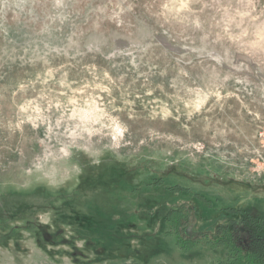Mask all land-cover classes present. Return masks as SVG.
<instances>
[{
  "label": "rangeland",
  "instance_id": "obj_1",
  "mask_svg": "<svg viewBox=\"0 0 264 264\" xmlns=\"http://www.w3.org/2000/svg\"><path fill=\"white\" fill-rule=\"evenodd\" d=\"M263 156L264 0H0V264H211Z\"/></svg>",
  "mask_w": 264,
  "mask_h": 264
},
{
  "label": "trees",
  "instance_id": "obj_2",
  "mask_svg": "<svg viewBox=\"0 0 264 264\" xmlns=\"http://www.w3.org/2000/svg\"><path fill=\"white\" fill-rule=\"evenodd\" d=\"M158 186L162 183H156ZM174 193H190L187 188L175 186L170 189ZM208 208H212L210 200L202 195L195 196ZM241 209L226 207L208 227L202 226L193 234L188 231L193 223V209L184 203L172 208L166 215L168 230L166 237H173L176 246L183 251H193L200 246H209L211 251L223 246L227 250L226 259H216L213 264H264V218L244 212Z\"/></svg>",
  "mask_w": 264,
  "mask_h": 264
},
{
  "label": "crops",
  "instance_id": "obj_3",
  "mask_svg": "<svg viewBox=\"0 0 264 264\" xmlns=\"http://www.w3.org/2000/svg\"><path fill=\"white\" fill-rule=\"evenodd\" d=\"M261 188V187H260ZM260 188L258 189V190H260ZM257 192V191H256ZM259 193V195L258 194H256V196H258L259 197V199H260V201L259 202H261V204L263 205V206H261V212H259L260 213V215H257V216H260V217H263L264 218V190H260V192H258ZM256 209V211H258L260 208H255ZM162 229V228H161ZM163 230V229H162ZM153 231H156V232H158V227L157 226H154V229H153ZM206 249H210V247L209 246H204ZM209 252H212V254L214 255L213 256V258H212V260H211V264L213 263V261L215 260V259H226V257H227V250H226V248L225 247H223V246H220V247H218L216 250H214V251H211V250H209Z\"/></svg>",
  "mask_w": 264,
  "mask_h": 264
},
{
  "label": "built area",
  "instance_id": "obj_4",
  "mask_svg": "<svg viewBox=\"0 0 264 264\" xmlns=\"http://www.w3.org/2000/svg\"><path fill=\"white\" fill-rule=\"evenodd\" d=\"M262 161H263L262 163H263V169H264V156H263V158H262ZM261 168H262V167H261Z\"/></svg>",
  "mask_w": 264,
  "mask_h": 264
}]
</instances>
